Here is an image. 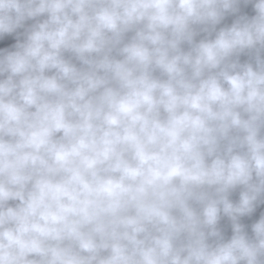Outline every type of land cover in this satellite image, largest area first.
I'll use <instances>...</instances> for the list:
<instances>
[{
  "label": "clouds",
  "instance_id": "clouds-1",
  "mask_svg": "<svg viewBox=\"0 0 264 264\" xmlns=\"http://www.w3.org/2000/svg\"><path fill=\"white\" fill-rule=\"evenodd\" d=\"M0 264H264V0H0Z\"/></svg>",
  "mask_w": 264,
  "mask_h": 264
}]
</instances>
